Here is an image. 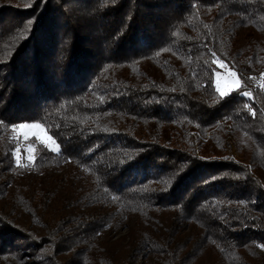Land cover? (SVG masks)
<instances>
[{
  "label": "trees",
  "instance_id": "1",
  "mask_svg": "<svg viewBox=\"0 0 264 264\" xmlns=\"http://www.w3.org/2000/svg\"><path fill=\"white\" fill-rule=\"evenodd\" d=\"M261 75L264 0H0V264H264Z\"/></svg>",
  "mask_w": 264,
  "mask_h": 264
},
{
  "label": "rangeland",
  "instance_id": "2",
  "mask_svg": "<svg viewBox=\"0 0 264 264\" xmlns=\"http://www.w3.org/2000/svg\"><path fill=\"white\" fill-rule=\"evenodd\" d=\"M215 64H216V71L214 74V86L216 92L220 95L219 91H217V84H219L220 88L223 89L227 93V95L230 94L231 92L238 90L241 87V82L237 77V75L222 62L216 61ZM221 64L223 65V67L220 66ZM255 84L257 86H261L264 88V75L256 77ZM23 125H28V127L24 129H20L19 125H17L10 129L8 134V141L10 143H13L16 148L14 152V157L16 161L15 165L23 168H27V170L29 171L35 159V149L37 144H42L55 153L59 151V146L47 133V131L43 126L35 123L23 124ZM32 125H39V127H32ZM14 128L16 129V131H13ZM25 137H27V139H25ZM48 137H51V140H49ZM229 139L231 140L233 149L236 153V157H237L236 159L228 155L227 153L226 142ZM223 140H224L223 142H224V151H225L224 158H230L236 161L237 163L241 164L242 166L246 165L242 162V158L236 152L234 141L231 135V127L229 124H226L225 126ZM30 156L34 157V159H30ZM125 232H126L125 229L123 231H120L119 236L123 235Z\"/></svg>",
  "mask_w": 264,
  "mask_h": 264
},
{
  "label": "snow or ice",
  "instance_id": "3",
  "mask_svg": "<svg viewBox=\"0 0 264 264\" xmlns=\"http://www.w3.org/2000/svg\"><path fill=\"white\" fill-rule=\"evenodd\" d=\"M220 66L223 67L222 64ZM217 91H219L221 97H224L225 95H227V93L223 89L220 88L219 84H217ZM243 94L245 96L249 95L247 92H245ZM26 127H28V125H23V124L19 125L20 129H24ZM32 127H39V125H32ZM13 131H16V129L14 128ZM25 139H27V137H25ZM48 139L51 140V137H48ZM30 159H34V157L30 156Z\"/></svg>",
  "mask_w": 264,
  "mask_h": 264
},
{
  "label": "water",
  "instance_id": "4",
  "mask_svg": "<svg viewBox=\"0 0 264 264\" xmlns=\"http://www.w3.org/2000/svg\"><path fill=\"white\" fill-rule=\"evenodd\" d=\"M243 168L247 170V169H248V166L243 165ZM250 175H251V174H250ZM251 176H252V175H251Z\"/></svg>",
  "mask_w": 264,
  "mask_h": 264
}]
</instances>
